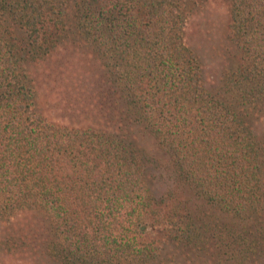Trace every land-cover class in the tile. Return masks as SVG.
I'll use <instances>...</instances> for the list:
<instances>
[{"label":"trees","instance_id":"obj_1","mask_svg":"<svg viewBox=\"0 0 264 264\" xmlns=\"http://www.w3.org/2000/svg\"><path fill=\"white\" fill-rule=\"evenodd\" d=\"M214 1L228 10L237 61L211 92L186 29ZM69 43L103 68L96 118L111 131L38 111L35 67ZM257 112L264 0H0V227L35 212L48 230L33 248L27 224L7 227L0 252L10 260L0 264H28L33 252L46 264H182L176 254L188 264H264ZM136 128L190 198L154 193L158 161ZM168 246L176 254L165 258Z\"/></svg>","mask_w":264,"mask_h":264},{"label":"rangeland","instance_id":"obj_2","mask_svg":"<svg viewBox=\"0 0 264 264\" xmlns=\"http://www.w3.org/2000/svg\"><path fill=\"white\" fill-rule=\"evenodd\" d=\"M228 21L226 6L220 1H214L194 14L187 24V41L202 60L205 83L211 92L219 90L224 72L237 61L234 47L226 39ZM35 75L38 91L37 108L49 122L72 128L93 127L113 130V126L107 127L103 124L105 115H100V120L96 118L98 108L95 109L97 105L94 92L95 85L103 77V68L87 49L72 43L64 45L35 67ZM254 117L255 135L264 143V112H257ZM138 129L134 131L136 142L158 161V165L151 167L149 171V182L154 193L161 197L173 191L181 198H190L189 191L178 187L174 175L167 169L166 157L158 151L154 142ZM43 220L35 212L25 213L10 222L9 226L6 224L1 226L0 238L6 237L7 227L24 223L29 226L27 231L29 238L33 236L35 238L32 241L35 246L33 248H38L48 237V234H45L48 230ZM17 231L19 230L14 229L11 232ZM35 253L30 254L28 264H46L47 261L40 257L36 258ZM165 253H167L165 258H168L169 255H175L176 251L172 246H168ZM176 256L182 260V264H188L186 262H191L192 259L179 257L178 254ZM8 260L10 258L1 251L0 262L8 263Z\"/></svg>","mask_w":264,"mask_h":264}]
</instances>
